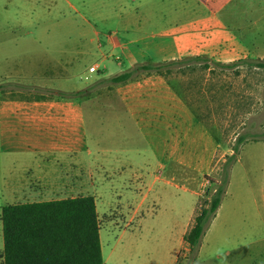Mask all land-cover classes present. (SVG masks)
I'll list each match as a JSON object with an SVG mask.
<instances>
[{
	"label": "rangeland",
	"instance_id": "rangeland-1",
	"mask_svg": "<svg viewBox=\"0 0 264 264\" xmlns=\"http://www.w3.org/2000/svg\"><path fill=\"white\" fill-rule=\"evenodd\" d=\"M231 7L237 43L251 45L254 32L258 40L264 38V0H238ZM61 10L70 14L63 1ZM54 13L46 18L42 0H0V29L63 25L65 19H57V9ZM251 22L254 28L246 27ZM237 51L228 62L209 59L207 68L201 60L186 59L159 73L142 72L125 84L99 81L97 90L117 100V88L132 86L129 90L136 93H130L135 96L126 100L127 106L160 109L142 112L136 117L140 120L127 115L123 125L111 123L104 131L109 148L125 164L113 194L98 204L103 264H245L238 258L246 248L247 264H264V68L252 65L264 54L250 47L236 57ZM187 57L193 56L182 58ZM113 59L107 64L115 65ZM238 60L244 61L232 65ZM240 136L244 139L229 166L221 204L191 256L183 236L199 209L208 206L215 191L210 182L222 179ZM135 171L141 173L139 181L131 179ZM7 203L0 193V215ZM239 245L246 248L236 250ZM2 253L0 220V264Z\"/></svg>",
	"mask_w": 264,
	"mask_h": 264
},
{
	"label": "crops",
	"instance_id": "crops-1",
	"mask_svg": "<svg viewBox=\"0 0 264 264\" xmlns=\"http://www.w3.org/2000/svg\"><path fill=\"white\" fill-rule=\"evenodd\" d=\"M62 1L69 15L62 12ZM236 1L42 0L46 18L56 17L50 13L57 9L63 25L1 28L0 193L9 201L6 205L93 196L98 213L99 202L118 186L125 164L109 148L104 131L111 123L123 125L127 115L140 120L136 117L142 112L160 111L127 106L126 100L135 96L130 93H136L129 90L132 86L117 88V100L97 90L99 81L134 63L186 55L228 62L232 51L239 50L237 57L250 47L264 54V38L258 40L255 32L247 46L233 36L237 16L231 6ZM110 58L115 65L107 64ZM95 65L99 71L84 78ZM78 91L84 92L68 100L56 95ZM140 174L135 171L131 179L139 181ZM244 250L237 258L247 264L250 255Z\"/></svg>",
	"mask_w": 264,
	"mask_h": 264
},
{
	"label": "trees",
	"instance_id": "trees-1",
	"mask_svg": "<svg viewBox=\"0 0 264 264\" xmlns=\"http://www.w3.org/2000/svg\"><path fill=\"white\" fill-rule=\"evenodd\" d=\"M186 59L201 60L206 68L209 67V58L204 56L157 63H134L132 67L109 78V81L112 84H125L136 79L142 72L159 73L162 68L179 65ZM243 61L238 60L232 65L239 66L238 63ZM252 65L264 68V60ZM83 92H57L56 95L68 100ZM260 137L264 139V131ZM243 139L242 136L237 139L234 153L224 164L222 179L210 182L215 185V191L210 195L208 206L199 209L193 225L183 236L191 256L197 251L208 223L221 204L228 183L229 166L238 152V143ZM0 220L3 264H103L100 221L93 196L6 205L2 207Z\"/></svg>",
	"mask_w": 264,
	"mask_h": 264
},
{
	"label": "built area",
	"instance_id": "built-area-1",
	"mask_svg": "<svg viewBox=\"0 0 264 264\" xmlns=\"http://www.w3.org/2000/svg\"><path fill=\"white\" fill-rule=\"evenodd\" d=\"M97 66H91L89 67L86 71L85 74L83 75L84 78H88L89 75H91L92 73H95L98 71V69L96 68Z\"/></svg>",
	"mask_w": 264,
	"mask_h": 264
}]
</instances>
